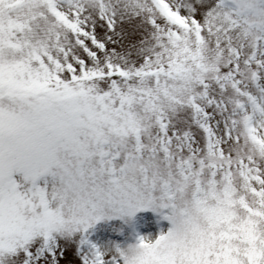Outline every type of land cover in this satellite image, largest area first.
Masks as SVG:
<instances>
[{
    "label": "snow or ice",
    "instance_id": "obj_1",
    "mask_svg": "<svg viewBox=\"0 0 264 264\" xmlns=\"http://www.w3.org/2000/svg\"><path fill=\"white\" fill-rule=\"evenodd\" d=\"M69 250L264 264V0H0V264Z\"/></svg>",
    "mask_w": 264,
    "mask_h": 264
},
{
    "label": "rangeland",
    "instance_id": "obj_2",
    "mask_svg": "<svg viewBox=\"0 0 264 264\" xmlns=\"http://www.w3.org/2000/svg\"><path fill=\"white\" fill-rule=\"evenodd\" d=\"M18 182L22 183L21 175L14 176ZM51 184V177H45ZM44 179L38 181V184L43 187ZM29 185H24L27 188ZM170 225L167 221L163 220L160 215L152 212L151 210L146 212L137 213L134 220L129 223H125L120 219H114L111 221H102L98 223L94 229H90L93 242L98 244L112 243H133L135 233H139L143 236H149L151 238L157 237L162 231L166 232ZM75 257L71 250L67 253V258L62 264H74Z\"/></svg>",
    "mask_w": 264,
    "mask_h": 264
}]
</instances>
